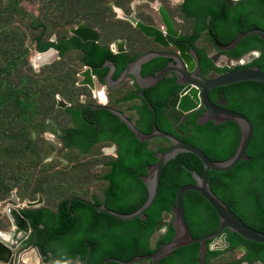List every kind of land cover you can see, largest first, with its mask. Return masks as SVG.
<instances>
[{
    "label": "trees",
    "instance_id": "1",
    "mask_svg": "<svg viewBox=\"0 0 264 264\" xmlns=\"http://www.w3.org/2000/svg\"><path fill=\"white\" fill-rule=\"evenodd\" d=\"M49 1V6L45 5L43 9H48L54 14L57 8L60 10L62 3L74 7V0H60L59 3L54 0ZM100 1L105 11L110 9L107 4H104L107 0ZM180 9L185 20L195 21L191 27L194 34L182 36L181 39L190 43L189 48L196 49L204 76L211 72L221 74L228 68H216L206 50L196 46L203 32L207 31L209 40L215 39L217 44L228 46L241 33L254 29L264 30V0H241L238 3L228 0H184ZM35 19L30 25L41 28L39 34L33 38L37 51H46L54 47L62 58L72 51H78L82 56L81 68L84 64L92 66L101 80L109 70L104 68L107 61L116 65L114 78L118 80L128 64L139 56L134 47L136 39L139 36L142 39H148L130 24V27L126 28L127 31L120 35V37H125L129 43L128 52L114 54L109 43L104 39L100 43L83 42L80 38L70 35L55 41L46 40L49 35L46 31V22L39 21L38 16H35ZM66 20L68 21L65 24L69 25L74 22V16L71 15ZM82 22L91 24L89 19L80 21ZM108 31L106 30L105 34L110 33ZM115 38L119 37L114 35L108 40ZM139 49L142 51L143 45ZM252 51H259L260 56L247 65L237 66L234 69L258 67L264 72V40L258 35L244 37L233 50L225 54L230 59L238 60ZM57 62L51 63L48 67L58 82L66 84L70 71L61 72ZM169 62L172 60L165 57L154 58L143 65L142 75L144 77L153 76ZM12 63L16 65L15 69L22 73L21 84L30 86H28L26 95L10 94V96H5V100L8 101L9 97H12L21 107V112L25 113L39 103L36 96L41 81L36 75L34 77L30 75L27 81L23 79L26 75L24 67L32 69L27 52L24 53L23 64L18 57H14ZM20 64L22 66L17 67ZM180 90L176 75L169 74L156 86L145 91L146 100L135 92H130L124 97L113 100L110 107L119 109L121 104L140 99V105L119 111L124 114L130 111L137 113L138 118L135 123L142 133L150 135L156 127L160 132L173 134L180 140L196 146L212 161L223 162L233 157L241 139V129L236 122L229 121L216 125L210 121L200 125L198 118L204 114V110L187 115L179 127H175L169 121L165 115L169 100ZM209 98L214 105L246 115L253 122L254 136L247 151L249 159L241 161L229 172L210 171L208 182L217 197L247 226L264 233V83L250 81L216 88L211 91ZM219 98L226 105L220 104ZM53 107V111L59 110L68 120V125L61 129V138L66 143V151L77 152L81 157H85L93 156L98 146L117 145L118 156L117 158L106 156L104 158L103 162L107 172L97 179L106 182L102 199L96 196H92L91 199L84 198L88 194V185L84 188L85 193L84 196L81 195L82 197L63 198L54 206L45 205L37 209L24 208L21 210L22 216L33 230L30 242L38 248L44 262L46 264H76V262L105 264L113 259L108 264H120L116 260L129 262L140 256L151 255L163 244L170 242L175 236L172 224L164 235L156 233L155 230L164 218L172 214L179 189L185 185L196 184L193 173L199 176L204 175L205 169L202 161L191 153H182L169 161L162 175L157 198L146 212V218L138 217L130 221L119 220L106 213L98 212L86 201L95 203L97 206L105 205L108 209L124 215L137 212L149 197V189L143 178L148 176L149 168L157 163L156 154L164 152L170 146V142L164 138H157L142 143L129 126L108 108H92V106L81 105L80 102L68 109L59 108L56 104ZM26 119L31 126L29 118ZM49 130L56 131L57 129L55 127L44 129L47 132ZM156 140L161 142L155 143ZM25 143L23 162L20 163L15 154L11 156L12 160L14 158V163L18 164L14 166L10 162V173L13 179H8L6 177L9 174L7 168L0 166V203L7 200L15 189L18 190L17 195L22 203L26 199L35 201L40 194L56 189L54 176L48 175L43 168L32 175L36 161L44 159L43 156L41 157L42 144L39 143L38 146L28 137ZM55 145L52 143L51 147ZM7 151L5 148V152ZM23 163H33L32 170L30 171V166L25 167ZM82 170L83 168L80 167L78 172ZM80 178L78 176V179ZM73 187L74 185L71 186ZM183 204L187 223L195 239H202L218 231L219 216L201 194L194 191L186 192ZM5 227L2 223L1 228ZM225 233L227 234L226 240L230 244L229 248L226 250L212 249V241H208V249L203 261H200L201 244L194 243L174 251L170 256L160 260L159 264H243L244 262L264 264V244L248 241L229 229ZM240 245L247 248V255L244 259L231 261L223 259L227 254L232 255L230 250ZM135 264L152 263L147 260Z\"/></svg>",
    "mask_w": 264,
    "mask_h": 264
},
{
    "label": "water",
    "instance_id": "2",
    "mask_svg": "<svg viewBox=\"0 0 264 264\" xmlns=\"http://www.w3.org/2000/svg\"><path fill=\"white\" fill-rule=\"evenodd\" d=\"M228 1L238 2L239 0ZM115 11L117 12V16L119 18L131 22L143 35L153 39L155 44H161L164 45V47L168 46L167 37L177 38L179 35V32L175 29L173 20L163 7L158 9V15L162 23L161 27H157V25L145 24L142 22V20L137 18L134 13L126 14L121 8H115ZM70 32L72 35L80 38L83 42H98L100 40V33L98 30L86 25L85 23H81L76 27H72ZM249 35H258L264 40V30L262 29H254L245 33H241L237 39L228 46H222L216 43L219 56H224V52L233 50L244 37ZM214 41L216 42L215 39ZM115 44L117 45L118 53L126 52V42L124 40H116ZM173 46L176 50H178L177 53L147 52L140 55L135 59V61L128 64L126 70L116 81L113 80V74L116 71V65L113 62L107 61L104 65V68L108 67L111 69L109 74L104 77L107 86L110 88L116 87L121 84L128 76L132 75L137 79V83L142 88L140 95L144 96L145 90L156 86L161 80L164 79L167 74L173 73L177 77V84L183 87V90L179 94L172 97L169 101V109L166 112V115L171 123L177 127L188 114H191L198 109H203L204 114L198 118V124L203 125L212 121L216 125H220L229 121H234L241 129L240 144L235 155L230 159L223 162L212 161L199 148L178 139L170 133L160 132L156 127L154 128V132L150 135L142 133L137 129L134 123H132V121L126 118V116H124L122 113L108 108L115 115L119 116L122 122L129 126L130 130L133 131V133L142 143L151 141L154 138H165L170 142L171 145L164 152L156 154V157L158 158L157 163L149 168V175L143 178L149 189V197L146 203L137 212L130 215H124L108 209L105 205L97 206L93 203L86 202L88 205L97 209L98 212L106 213L123 221H130L138 217L146 218V212L153 205L157 198L162 175L169 161L175 159L182 153H191L202 161L205 169L203 176L193 173L196 184L182 186L177 193L176 205L172 210L174 216L173 227L175 229L174 238L170 242L163 244L158 251L151 255L140 256L129 262L116 260V262L120 264H135L137 262L147 260L151 261L152 264H159L160 260L170 256L174 251L194 243L201 244L200 261H203L208 249V241L212 240L222 243V250L229 248V243L226 241L227 235L225 233V231L228 229L233 233H237L248 241L264 244V233L250 228L240 218H238V216H236V214L216 196V194L211 189L210 183L208 182V174L210 171L218 173L229 172L234 169L241 161H247L249 159L247 156V151L254 136L253 122L242 113L222 106L214 105L209 98L210 92L216 88L243 82L254 81L264 83V72L258 67H249L228 71L211 79H207L203 77L202 69L198 65L199 59L195 50H191L190 54H188L186 52V48L182 45L177 44ZM49 53L52 54V56H58L57 51L53 48L49 49ZM156 57L171 58L173 63H169L167 67L157 72L153 76H148L145 78L142 77V66ZM212 59L214 62L217 61L216 56L212 57ZM80 75L83 77V80L80 81V84L87 85L92 90H94L95 84L92 68L90 65L86 70L81 72ZM58 99V106L66 108L67 104L64 99L61 97ZM92 108L107 107L92 106ZM188 191H194L201 194L215 209L220 219V227L217 232L202 239H195L192 236L186 220L183 204L184 194ZM42 203L43 200L40 199L38 202L29 203L27 206L28 208L33 209L40 207ZM0 207L6 211L7 218L9 219L13 228L11 233H0V264H28L26 259L31 253L36 255L38 264H44L36 247L32 246L22 252L20 250L21 246L30 238L33 230L30 228L28 221L20 213L21 205L16 193L13 192L12 197L5 201V203L1 204ZM168 227L169 222L163 221L157 227L156 232L164 233ZM239 251H243L246 254L247 248L244 245H241L231 252ZM112 260L113 259L108 260L105 264H108L109 261Z\"/></svg>",
    "mask_w": 264,
    "mask_h": 264
},
{
    "label": "rangeland",
    "instance_id": "3",
    "mask_svg": "<svg viewBox=\"0 0 264 264\" xmlns=\"http://www.w3.org/2000/svg\"><path fill=\"white\" fill-rule=\"evenodd\" d=\"M54 1L60 2V0ZM126 1L107 0V4L123 5V8L129 11L132 7L130 4L127 5ZM141 1L132 0L131 2L139 15L141 13L138 9L146 6L144 4V6L140 5ZM175 1H171V3L174 4ZM49 2V0H0V156L2 155L0 157V166L6 167L7 172H9L6 177L10 180L13 179V175L10 173V162L14 166L18 164L14 163V158L12 160L11 156L15 154L18 161L20 163L23 162L26 137L29 140L32 139L34 144H38V146L41 143L43 147L41 149V157L43 156L44 159L39 162L36 161L35 171L32 172V175H35L37 170L43 168V171H46L48 175L54 176V186L56 189L48 191L46 194H40L44 200V205L54 206L60 199L84 196V188L88 185V194L84 198L91 199L92 196H96L102 199L103 191L106 189V182L97 179L106 171V168L102 167L105 158L103 151L105 146H98L93 156L85 157H81L77 152L58 151L56 145L51 147L53 143L51 135H54L56 131L49 130L47 132L44 129H53L55 127L60 132L62 128L68 125L65 115L60 113L59 110L53 111L57 98L62 97L71 104H77L83 100L86 103H94L96 101L92 98L89 88H81L76 83L78 80L77 72L81 69L82 64V56L78 51H72L63 58H51L58 61L57 66L60 67L61 72L70 71L67 75L68 82L66 84L58 82L55 79L56 76H52L53 72L48 67L51 63L37 65L36 62H33V57L37 54L33 38L36 34H39L41 28H35L30 23L35 19V16L40 17L39 21L46 22V31L49 34L46 40H58L63 37H69L71 35L70 28L78 26L77 24L85 19H89L90 23L95 25L94 27H98L97 29L103 34L104 40L114 35L120 37L124 31L123 29L128 28L129 25H125L126 23L120 20L112 19V14L108 10L105 11L103 9V4L99 3L101 2L100 0H74V7H69L62 3L60 10L57 8L55 14L51 13L48 9H43V6H49ZM71 15L74 16V22L66 25L65 22L68 21L66 18ZM172 15L174 18L178 17L180 15L179 10H172ZM108 18L109 20L107 21ZM35 22H37L36 19ZM178 25L181 29L183 27L186 29L190 28L189 22ZM106 30H109L110 33L105 34ZM136 40L137 42L134 46L136 49H139L141 45H145L143 40L146 39H142L141 36ZM200 46L205 47L209 51V54L215 52L206 36L200 40ZM25 52H27V58L32 69L29 70L27 67H24L26 75H24L23 79L27 81L30 75L32 77L36 75L41 82L36 96L39 103L35 104L29 111L23 113L21 112V107L16 104V101L12 97H9V100L6 101L5 96H10V94L26 95L29 89V84L27 86L21 84L22 73L15 69L16 65L12 63V59L18 57L23 64ZM38 57L39 55L35 59ZM22 64L17 67H21ZM218 65L221 67H233L225 58H221ZM26 118H29L31 121V126H29ZM154 142L160 143L161 141L156 140ZM164 145L167 144L164 143ZM5 148H7V152H5ZM23 164L25 167L30 166L29 170H32L33 163ZM80 167L83 168L82 172H78ZM78 176L81 178L78 179ZM72 185H74L73 188H71ZM15 191L17 193L18 190L15 189ZM27 201L32 200L26 199L24 202ZM2 223L6 226L5 228H1ZM11 229L12 226L7 219L6 211L0 207V232H9ZM240 256L242 254L236 252L232 255L227 254L223 259L231 261L239 259Z\"/></svg>",
    "mask_w": 264,
    "mask_h": 264
},
{
    "label": "clouds",
    "instance_id": "4",
    "mask_svg": "<svg viewBox=\"0 0 264 264\" xmlns=\"http://www.w3.org/2000/svg\"><path fill=\"white\" fill-rule=\"evenodd\" d=\"M144 1H149V0H142L141 1V3H140V5L142 4V3H145ZM166 1H168V2H170V0H166ZM176 1H180V3L183 1V0H176ZM239 1H241V0H239ZM238 1V2H239ZM127 2V5L128 4H130L131 5V7L132 8H130V10L129 11H127V10H125L124 8H123V5H111V4H107V2L106 3H104L105 5L107 4L108 6H109V8L110 9H108V11H109V13L110 14H112V19H117V20H121L122 22H125L126 24L125 25H132V26H134L131 22H129L128 20H125V19H122V18H119L118 16H117V12L115 11V8H121V9H123L124 10V12L126 13V14H131V13H134L135 14V16L137 17V18H139L140 20H142V22H144L143 21V19L141 18V15H139L138 13H137V11L135 10V8H133V6H132V0H127L126 1ZM232 2V1H231ZM238 2H234V3H238ZM153 6H154V9L152 8V16H154L155 14H157L158 15V9L160 8L159 7V4H158V2H157V0H155V2H154V4H153ZM143 12H141V14H142ZM158 17H159V15H158ZM181 17L182 18H184L182 15H181ZM159 19H160V17H159ZM109 20V18L107 19V21ZM179 20H182V19H180L179 18ZM183 21V20H182ZM174 22V21H173ZM186 22H189L190 23V29H191V27H192V21L191 20H186ZM82 23H85V22H82ZM175 23V22H174ZM177 23V22H176ZM184 23V21L183 22H181V23H178V24H183ZM81 24V23H80ZM86 24V23H85ZM146 24V23H145ZM79 25V24H78ZM86 25H88V24H86ZM148 25H150V24H148ZM155 25H157V27H161L162 26V23H161V21L159 20V22L158 23H156ZM175 25V24H174ZM88 26H90V25H88ZM121 26H123V25H121ZM120 26V27H121ZM90 27H92V26H90ZM130 26H128V28H129ZM135 27V26H134ZM93 28H95V29H97L96 27H93ZM123 28V27H122ZM71 29V28H70ZM126 29V28H125ZM135 29H136V27H135ZM175 29H176V27H175ZM98 30V32L100 33V40L98 41V42H100L102 39H104L103 38V34L101 33V31L99 30V29H97ZM138 30V29H137ZM139 31V30H138ZM189 31V30H188ZM124 32V31H123ZM71 33V32H70ZM206 34V35H205ZM72 35V34H71ZM72 36H74V35H72ZM145 36V35H144ZM204 36H206L207 38H208V40H209V37H208V34H207V31H205V32H203L202 33V35H201V40H202V38L204 37ZM146 37V36H145ZM146 38H148V37H146ZM167 38H170V37H167ZM150 41H152L153 42V39H151V38H148ZM116 40H124L125 42H126V45H125V47H126V52H124V53H127V51H128V46H129V43H128V41H127V39L125 38V37H119V38H115V39H112L111 41H109L108 40V38L105 40V41H107L108 43H109V46H110V48H111V50L113 51V53L114 54H122V53H118L117 51H118V48H117V45L115 44V41ZM52 41H55V40H52ZM210 42H211V44H212V46H213V48H215V52L214 53H210L209 54V51L205 48V47H203V46H200V41L198 42V44H197V46H199V47H201V48H203V49H205L206 50V53L208 54V56H209V58L211 59V61L213 62V64L215 65V67L216 68H228V70L226 71V72H228V71H232V70H237V69H234L235 67H237V66H245V65H247L248 63H250L251 61H253L254 59H256V58H258L259 56H260V53H259V51H252V52H250V53H248V54H246L244 57H242V58H240V59H238V60H233V59H230L229 58V56L228 55H226L225 53L226 52H224V56H219V54H218V50H217V44H216V42L214 41V40H209ZM153 44H155L154 42H153ZM156 45H160V46H162V47H164V45H161V44H155L154 46H156ZM172 45H177V44H172ZM180 45V44H179ZM169 46V45H168ZM173 48H174V46H172ZM184 47V46H183ZM51 48H53V49H55L56 51H57V57L55 56V55H53L52 56V54L50 55V57L48 58V59H46V60H44L43 62L42 61H40V62H42V63H40L39 62V65H44V64H49V63H52V62H54L55 60L54 59H51L52 57H54V58H56V59H58V58H61V56H60V54H59V51L56 49V48H54V47H50L49 49H51ZM165 48V47H164ZM49 49H47L46 51H37L36 50V52H37V54H35V56L33 57V62H35V57L37 56V55H39V54H45V53H49ZM175 49V48H174ZM193 50H195V52H196V54H197V56H198V53H197V51H196V49L195 48H192ZM136 50H138V49H136ZM187 50V49H186ZM147 52H155V50L154 49H151V50H149V51H146V52H143V53H141V54H139V56L140 55H142V54H144V53H147ZM178 52V50H176L175 49V52H173V53H177ZM187 53H188V51H186ZM228 52V51H227ZM157 53H160V52H157ZM188 54H190V53H188ZM138 56V57H139ZM217 57V61L216 62H214L213 61V59H212V57ZM137 57V58H138ZM157 58V57H156ZM166 58V57H165ZM221 58H225L226 60H227V62H229V63H231V65L233 66V67H230V66H224V67H221L220 65H218V63L220 62V59ZM171 59V58H170ZM198 59H199V56H198ZM248 59V60H247ZM54 60V61H53ZM172 60V59H171ZM245 60H247V61H245ZM135 61V60H134ZM149 62V61H148ZM37 63V62H36ZM132 63V62H131ZM170 63H173V60H172V62H170ZM38 64V63H37ZM146 64V63H145ZM105 65V64H104ZM168 66V65H167ZM166 66V67H167ZM199 66H200V59H199ZM89 67V65H87V64H84L83 65V67L77 72V76H78V80H77V85L79 86V87H83V88H89V90H90V93H91V95H92V98L96 101V102H94V103H86L84 100L83 101H80V104L81 105H86V104H88L87 106H89V105H91V104H93V106H101V107H107V108H111L110 107V103L113 101V99L115 100V99H119L120 97H122L123 96V93H124V91L126 90V86H121L122 84L123 85H125L126 83L128 84V81H129V83L131 82V83H133V84H135V85H138L139 87H140V85L137 83V79L134 77V76H132V75H130V76H128L121 84H120V86L118 85V86H116V87H113V88H110V87H108L107 86V84H106V82H105V79H103V80H101L100 79V77L95 73V69L92 67V66H90L91 68H92V73H93V78H94V84H95V89L94 90H92L89 86H87V85H81L80 84V81L81 80H83V77L80 75V73L81 72H83L84 70H86L87 68ZM143 67V66H142ZM105 68H108V67H105ZM200 68H201V66H200ZM247 68H249V67H247ZM109 70H111L110 68H108ZM202 69V68H201ZM239 69H241V68H239ZM116 70H117V68H116ZM126 70V69H125ZM161 71V70H160ZM110 72V71H109ZM109 72L107 73V75L109 74ZM226 72H224V73H226ZM115 73H116V71L114 72V74H113V80L114 81H116V79L114 78V75H115ZM202 73H203V71H202ZM224 73H221V74H224ZM156 74V73H155ZM169 74H173V73H169ZM169 74H167V75H169ZM221 74H219V73H214V72H211V73H209L207 76V79H211V78H213V77H215V76H217V75H221ZM106 75V76H107ZM141 75H142V70H141ZM166 75V76H167ZM213 75V76H212ZM165 76V77H166ZM142 77H144L143 75H142ZM148 77V76H147ZM164 77V78H165ZM203 77L204 78H206L204 75H203ZM145 78V77H144ZM162 81V80H161ZM254 82V81H253ZM97 84H98V86H97ZM181 87V86H180ZM226 87V86H225ZM108 89H112L111 91H110V93L112 94L111 95V101L109 100V98L106 96V94H105V91L106 90H108ZM140 89H141V92H142V88L140 87ZM150 89V88H149ZM148 90V89H147ZM183 90V87H181V90L177 93V94H179L181 91ZM214 90V89H213ZM100 91H102L103 93H104V96H105V102H101L100 100H99V98H98V94H99V92ZM146 91V90H145ZM114 93H116L115 95H114ZM211 93V92H210ZM177 94H175V95H177ZM174 95V96H175ZM210 95V94H209ZM138 96H140V97H142V98H144L145 99V97H146V95H144V96H141L140 94L138 95ZM173 96V97H174ZM59 98V97H58ZM57 98V103H56V106L57 107H59V108H62V109H68V108H71L72 106H74V104H71V103H68V101H66L64 98H62V99H64V101L66 102V104H67V107L66 108H63V107H60V106H58V104H59V99ZM172 98V97H171ZM170 101V100H169ZM133 103H135V102H128V103H124V104H121L120 105V107H119V109H114V108H111V109H114V110H116V111H118V112H120V113H122L121 111H119V110H121V109H123V110H126V109H130V107H132V105H133ZM169 106V105H168ZM226 108V107H225ZM168 109H169V107H168ZM168 109H167V111H168ZM199 110H203V109H198L197 111H199ZM166 111V112H167ZM196 112V111H195ZM124 116H126V118H128L129 120H131V118H132V123H134V125L136 126V123H135V121L137 120V116H136V114H135V112H126L125 114L124 113H122ZM165 115H166V113H165ZM189 115V114H188ZM166 117H167V115H166ZM168 118V117H167ZM186 118V117H185ZM170 121V120H169ZM184 121V120H183ZM182 121V122H183ZM171 122V121H170ZM181 122V123H182ZM181 123L177 126V127H179L180 125H181ZM175 126V125H174ZM137 127V126H136ZM176 127V126H175ZM138 129V128H137ZM139 130V129H138ZM140 131V130H139ZM61 134H62V132L60 131H57L56 130V132L54 133V135H51V141L54 143V144H56L57 145V148H58V150L59 151H61V150H66L67 149V147H66V143H65V141H64V139H62L61 138ZM173 135V134H172ZM176 137V136H175ZM154 139H157V138H154ZM165 139V138H164ZM179 139V138H178ZM56 141H59V142H56ZM147 142V141H146ZM61 143V144H60ZM187 143V142H186ZM171 145V144H170ZM192 145V144H191ZM170 147V146H169ZM168 147V148H169ZM196 147V146H195ZM118 148V146L117 145H111V146H105L104 148H103V151H104V153H105V156L106 157H113V158H117V156H118V151H117V153H116V149ZM167 148V149H168ZM106 150V151H105ZM203 152V151H202ZM209 158V157H208ZM102 167L105 169V163L103 162V164H102ZM107 172V170L105 171V173ZM149 175V174H148ZM103 182V181H102ZM211 186V185H210ZM13 192H15L16 193V191L14 190V191H12V194H13ZM12 194H11V197H12ZM16 196L18 197V199H19V203H20V205H21V208H20V213H21V210L22 209H24V208H28V204L29 203H34V202H38L40 199H42L43 200V198H42V196H39L38 197V199L37 200H35V201H27V202H21L20 201V198H19V196L17 195V193H16ZM217 196V195H216ZM10 197V198H11ZM10 198H8V199H10ZM7 199V200H8ZM220 199V198H219ZM7 200H5V201H7ZM5 201H3L1 204H3V203H5ZM86 202H88V203H91V202H89V201H86ZM0 204V205H1ZM93 204H95V203H93ZM43 206H45L44 205V200H43V203H42V205L40 206V207H43ZM40 207H38V208H40ZM175 207V206H174ZM173 207V208H174ZM28 209H32V208H28ZM33 209H37V208H33ZM173 210V209H172ZM215 210V209H214ZM185 211V210H184ZM115 212V211H114ZM117 213V212H116ZM120 214V213H119ZM6 215H7V213H6ZM22 215V214H21ZM237 216V215H236ZM173 218H174V216H173V212H172V214L171 215H169L168 217H166V218H164L161 222H160V224L163 222V221H168L169 222V226L172 224L173 225ZM239 218V217H238ZM8 219V218H7ZM9 220V219H8ZM220 220V219H219ZM10 222V221H9ZM29 223V222H28ZM159 224V225H160ZM30 225V224H29ZM158 225V226H159ZM12 226V225H11ZM157 226V227H158ZM31 228V227H30ZM32 229V228H31ZM157 229V228H156ZM168 229H169V227L167 228V230H165V232L164 233H162V232H156V230H155V232L156 233H159V234H161V235H164V234H166L167 233V231H168ZM13 231V228L9 231V232H0V233H11ZM263 233V232H262ZM33 234V233H32ZM32 234H31V236H32ZM213 234V233H212ZM227 235V234H226ZM31 236H30V238H31ZM227 237V236H226ZM30 238L28 239V241L27 242H25L22 246H21V248H20V250H21V252L22 251H24V250H27L28 248H30V247H32V246H34L33 244H31V242H30ZM210 241H212V240H210ZM227 241V240H226ZM228 242V241H227ZM229 243V242H228ZM31 244V245H30ZM30 245V246H29ZM222 246H223V244L222 243H220V242H218V241H212V243H211V248L212 249H219V250H222L221 248H222ZM229 246H230V244H229ZM241 246V245H240ZM34 247H36V246H34ZM239 247V246H238ZM246 247V246H245ZM37 248V247H36ZM228 249V248H227ZM236 249V248H235ZM37 250H38V248H37ZM226 250V249H225ZM232 250H234V249H232ZM232 250H230V253H236V252H231ZM38 252H39V250H38ZM241 254H242V256H240L239 257V259H244L245 257H246V255H247V253L245 254L243 251H239ZM39 254H40V252H39ZM40 256H41V258H42V261H43V263L44 264H46L45 262H44V259H43V257H42V255L40 254ZM152 263V262H151ZM76 264H81V262H76ZM243 264H248L247 262H244ZM256 264H262L261 262H257Z\"/></svg>",
    "mask_w": 264,
    "mask_h": 264
},
{
    "label": "flooded vegetation",
    "instance_id": "5",
    "mask_svg": "<svg viewBox=\"0 0 264 264\" xmlns=\"http://www.w3.org/2000/svg\"><path fill=\"white\" fill-rule=\"evenodd\" d=\"M171 1H175V0H170V2H168V1H166V0H157V2H158V4H159V7H163L165 10H166V12L169 14V16H170V18L175 22L174 24H175V27H176V30L179 32V35H178V37L177 38H167V42H168V45L169 46H165V48L164 47H162V46H160V45H156V46H154L155 44H153V42L152 41H150L149 39H146V40H143L144 41V43H145V45H143V50L141 51L140 49H138L137 50V52L139 53V54H141V53H143V52H146V51H149V50H151V49H154L155 50V52H160V53H173V52H175V49L172 47L173 45L172 44H180V45H182V46H184L186 49H187V51H188V53H190L191 52V50H193L192 48H189L188 46L190 45V43L189 42H187V41H184V40H182L181 39V37L182 36H186V35H193L194 34V32L189 28V29H186V28H184L183 27V29H181L180 27H179V25H178V23H181V22H183L184 21V23L186 22V20L184 19V18H182L181 17V13H180V11H181V9H180V7H181V5L183 4V2H184V0L180 3V1H175L174 2V4L173 3H171ZM145 3H142L141 5L142 6H144V5H146V6H144L142 9H138V11L140 10V13L141 12H143L142 14H141V18L143 19V21H144V23H146V24H150V25H155L156 23H158L159 22V17H158V15L157 14H155L154 16H152V14H150L151 12H152V8L154 9V6H153V4H154V2H155V0H149V1H144ZM144 4V5H143ZM147 9H146V8ZM174 9H178L179 10V13H180V15H178V17H173V15H172V10H174ZM179 18L180 19H182V20H179ZM189 20H191V19H189ZM192 21V24L194 25L195 24V21L194 20H191ZM177 22V23H176ZM124 31H127V29H123ZM189 30V31H188ZM201 40V38L197 41V43H196V46H197V44H198V42ZM82 41V40H81ZM87 42H90V41H87ZM137 42V41H136ZM135 42V43H136ZM98 43H100V42H98ZM135 43H134V46H135ZM198 47V46H197ZM128 48V50H129V47H127ZM200 48V47H199ZM214 50H215V48H214ZM128 52V51H127ZM168 59H170V58H168ZM170 63V62H169ZM199 65V64H198ZM165 68V67H164ZM163 68V69H164ZM163 69H161V70H163ZM110 70H108V72H109ZM157 72H159V71H157ZM156 72V73H157ZM206 78L208 77V76H205ZM97 86H98V84H97ZM119 86H120V84H119ZM121 86H126V90L124 91V93H123V97L124 96H126L127 94H129L130 92H135L136 94H140L141 93V89H140V87L138 86V85H135V84H133V83H129V81H128V84L126 83L125 85H121ZM120 86V87H121ZM112 89H108V90H106L105 91V94H106V96L109 98V100L111 101V93H110V91H111ZM146 93V92H145ZM102 94V93H101ZM146 99H147V97H146ZM145 99V100H146ZM114 100V99H113ZM219 101H220V104H222V105H226V103H223L224 101L223 100H221V98H219ZM132 102H135V103H133V105L132 106H135V105H140V99H135L134 101H132ZM131 103V102H130ZM88 104H86L85 106H87ZM92 106H93V104H91ZM136 114V116L138 117V115H137V113H135ZM116 151V153H117V151H118V148L115 150Z\"/></svg>",
    "mask_w": 264,
    "mask_h": 264
},
{
    "label": "bare ground",
    "instance_id": "6",
    "mask_svg": "<svg viewBox=\"0 0 264 264\" xmlns=\"http://www.w3.org/2000/svg\"><path fill=\"white\" fill-rule=\"evenodd\" d=\"M50 55H51L50 53L39 54V57L37 59H35V62L39 63L40 61H44V60L48 59L50 57ZM98 98L101 102H105V96H104V93L102 91L99 92ZM26 260H27L28 264H38L37 257L34 253H31L30 255H28Z\"/></svg>",
    "mask_w": 264,
    "mask_h": 264
}]
</instances>
